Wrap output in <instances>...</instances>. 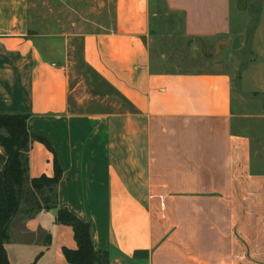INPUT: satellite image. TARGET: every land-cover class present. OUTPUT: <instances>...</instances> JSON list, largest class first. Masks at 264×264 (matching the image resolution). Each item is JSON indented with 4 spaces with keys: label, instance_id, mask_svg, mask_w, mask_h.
Masks as SVG:
<instances>
[{
    "label": "crops",
    "instance_id": "obj_1",
    "mask_svg": "<svg viewBox=\"0 0 264 264\" xmlns=\"http://www.w3.org/2000/svg\"><path fill=\"white\" fill-rule=\"evenodd\" d=\"M163 4L216 56L239 37L232 0ZM152 16L150 0H115L100 31L39 32L28 0H0V114L49 146L30 142L27 177L58 164L57 207L108 264H264V0L239 76L158 69ZM11 225L8 264H68L77 248L57 209Z\"/></svg>",
    "mask_w": 264,
    "mask_h": 264
},
{
    "label": "rangeland",
    "instance_id": "obj_2",
    "mask_svg": "<svg viewBox=\"0 0 264 264\" xmlns=\"http://www.w3.org/2000/svg\"><path fill=\"white\" fill-rule=\"evenodd\" d=\"M114 1L28 0V3L35 30L39 32L72 30L85 33L100 31L109 26L113 17ZM262 4L263 0H232L231 23L233 28L240 31L239 39L236 38L239 46L234 49L233 42H229V50L216 56V44L185 40L176 17L166 10L163 0H150L153 22L158 26L157 33L161 34L153 55V58L157 59L158 69L173 72L221 69L232 71L239 76L251 57L248 39L259 20ZM1 166L0 162V168ZM31 207L34 205L21 204L9 226L12 224L15 229L19 228L27 218L37 213ZM98 264H103V257H100Z\"/></svg>",
    "mask_w": 264,
    "mask_h": 264
},
{
    "label": "trees",
    "instance_id": "obj_3",
    "mask_svg": "<svg viewBox=\"0 0 264 264\" xmlns=\"http://www.w3.org/2000/svg\"><path fill=\"white\" fill-rule=\"evenodd\" d=\"M27 117L23 115L0 114V264H8L3 245L11 219L21 204H31L33 211L57 209V221L71 227L77 245L75 250L63 249L68 264H108V256L94 250L90 225L77 218L56 203V185L60 168L54 162V175L29 180L28 151L31 141H39L49 148L40 136L29 134L26 129ZM39 196V198L37 197Z\"/></svg>",
    "mask_w": 264,
    "mask_h": 264
},
{
    "label": "water",
    "instance_id": "obj_4",
    "mask_svg": "<svg viewBox=\"0 0 264 264\" xmlns=\"http://www.w3.org/2000/svg\"><path fill=\"white\" fill-rule=\"evenodd\" d=\"M233 48H237L239 46L237 40H234L233 41V44H232Z\"/></svg>",
    "mask_w": 264,
    "mask_h": 264
}]
</instances>
